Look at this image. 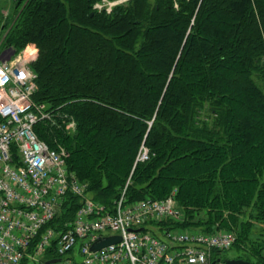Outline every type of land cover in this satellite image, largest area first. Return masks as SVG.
<instances>
[{"label": "trees", "instance_id": "16d2710c", "mask_svg": "<svg viewBox=\"0 0 264 264\" xmlns=\"http://www.w3.org/2000/svg\"><path fill=\"white\" fill-rule=\"evenodd\" d=\"M97 1L0 10V41L38 49L33 98L50 115L38 136L67 149L108 208L129 178V202L175 192L185 220L159 225L233 231L231 249L264 264V0H128L111 13ZM80 206L70 193L52 226Z\"/></svg>", "mask_w": 264, "mask_h": 264}, {"label": "built area", "instance_id": "2783aa9c", "mask_svg": "<svg viewBox=\"0 0 264 264\" xmlns=\"http://www.w3.org/2000/svg\"><path fill=\"white\" fill-rule=\"evenodd\" d=\"M126 1L98 0L94 8L111 13ZM35 77L30 62L0 55V264H225L221 254L236 242L233 231L159 225L185 220L175 192L129 202L125 188L113 209L93 199L69 170L67 149L50 147L35 130L50 119L45 104L33 98ZM147 159L143 146L138 160ZM70 193L81 198V206L68 227L58 230L52 223ZM111 235L121 241L91 250Z\"/></svg>", "mask_w": 264, "mask_h": 264}, {"label": "rangeland", "instance_id": "374dc122", "mask_svg": "<svg viewBox=\"0 0 264 264\" xmlns=\"http://www.w3.org/2000/svg\"><path fill=\"white\" fill-rule=\"evenodd\" d=\"M13 2H14V0H0V10L4 16H12L13 15V10H14L13 9ZM6 48H7V45L5 43L1 42V44H0V55L6 60L11 59L12 61H15V62H20V61L24 60L25 62H31L36 57V56H28L29 54L26 53L27 52L26 48L22 52H17V53L15 52L14 49H11V51H7ZM130 181H131V179L129 178L127 180V186H125V188L128 187V184L130 183ZM47 255H50V253L48 252ZM243 256H245L243 250H239L238 248H232L231 250L224 251L221 254V257L223 259H225V258L226 259L227 258H229V259H238V258L243 259ZM29 264H35V262H29Z\"/></svg>", "mask_w": 264, "mask_h": 264}, {"label": "water", "instance_id": "95a60500", "mask_svg": "<svg viewBox=\"0 0 264 264\" xmlns=\"http://www.w3.org/2000/svg\"><path fill=\"white\" fill-rule=\"evenodd\" d=\"M144 228H139V230H143ZM121 241V236L120 235H111V236H103L100 239H98L97 241H95L92 245H91V250L92 251H98L100 249H103L111 244L114 243H118ZM59 259L55 258L52 259L50 261H48V263H53V262H57ZM216 263V262H214ZM225 264H253L252 262L246 260V259H225L224 260Z\"/></svg>", "mask_w": 264, "mask_h": 264}, {"label": "crops", "instance_id": "0c3cea01", "mask_svg": "<svg viewBox=\"0 0 264 264\" xmlns=\"http://www.w3.org/2000/svg\"><path fill=\"white\" fill-rule=\"evenodd\" d=\"M29 48H32L33 50H29ZM26 50H27V52L26 51L25 52L29 54L28 56H37L38 55V49H37L36 45H34V44L27 46Z\"/></svg>", "mask_w": 264, "mask_h": 264}]
</instances>
